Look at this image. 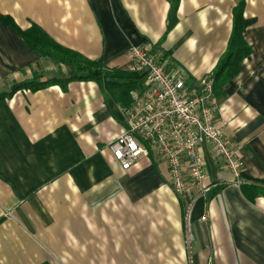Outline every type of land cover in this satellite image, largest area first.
Returning a JSON list of instances; mask_svg holds the SVG:
<instances>
[{
    "label": "crops",
    "instance_id": "0c3cea01",
    "mask_svg": "<svg viewBox=\"0 0 264 264\" xmlns=\"http://www.w3.org/2000/svg\"><path fill=\"white\" fill-rule=\"evenodd\" d=\"M169 6L0 0V94L35 76L70 75L22 36L107 70L128 71L136 45L195 84L213 74L241 8L254 20L242 32L250 53L218 88L213 121L237 150L239 176L202 143L205 193L179 197L155 151L126 171L114 160L123 106L96 82L17 90L0 99V264H264V195L252 187L264 186V0H179L170 28Z\"/></svg>",
    "mask_w": 264,
    "mask_h": 264
},
{
    "label": "built area",
    "instance_id": "2783aa9c",
    "mask_svg": "<svg viewBox=\"0 0 264 264\" xmlns=\"http://www.w3.org/2000/svg\"><path fill=\"white\" fill-rule=\"evenodd\" d=\"M127 48L128 71L144 74V82L130 92L131 104L121 112L124 129L109 144L121 169L155 151L167 164L171 190L192 198L196 189L200 196L205 193V172L198 148L209 143L212 155L238 177L242 162L237 150L213 123L218 108L213 74L187 84L181 69L168 72L163 61L142 47Z\"/></svg>",
    "mask_w": 264,
    "mask_h": 264
},
{
    "label": "trees",
    "instance_id": "16d2710c",
    "mask_svg": "<svg viewBox=\"0 0 264 264\" xmlns=\"http://www.w3.org/2000/svg\"><path fill=\"white\" fill-rule=\"evenodd\" d=\"M169 3L168 28L176 21L175 13L179 0H169ZM253 22V19H245L242 17L241 8L235 10L231 36L227 43V48L220 55L216 66L212 70L214 77L213 90L215 94L222 84L231 80L238 73L240 62L250 53L249 47L243 43L242 32L243 29ZM12 27L21 34L20 30L13 23ZM21 39L34 52L42 57L50 58L55 64H68L71 67L70 75L65 79L54 78L44 81L39 76L32 77L33 79L31 80L12 85L8 91L0 94V99L10 97L17 90L39 91V89L48 86L52 87V85H60L65 90L70 81H93L108 95L119 101L123 108H128L131 104L130 92L139 89L143 85L144 74L118 69L107 70L99 60H89L87 57L75 51L59 46H37L30 43L24 36ZM252 187L254 196L264 195V186L254 185Z\"/></svg>",
    "mask_w": 264,
    "mask_h": 264
},
{
    "label": "rangeland",
    "instance_id": "374dc122",
    "mask_svg": "<svg viewBox=\"0 0 264 264\" xmlns=\"http://www.w3.org/2000/svg\"><path fill=\"white\" fill-rule=\"evenodd\" d=\"M66 69V68H65ZM64 71V69H62Z\"/></svg>",
    "mask_w": 264,
    "mask_h": 264
}]
</instances>
